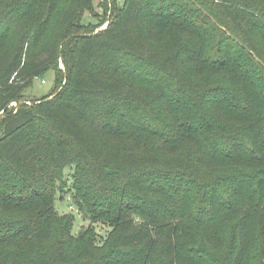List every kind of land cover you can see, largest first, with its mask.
Returning <instances> with one entry per match:
<instances>
[{
    "label": "trees",
    "instance_id": "1",
    "mask_svg": "<svg viewBox=\"0 0 264 264\" xmlns=\"http://www.w3.org/2000/svg\"><path fill=\"white\" fill-rule=\"evenodd\" d=\"M56 2L0 7V264H264V0Z\"/></svg>",
    "mask_w": 264,
    "mask_h": 264
},
{
    "label": "rangeland",
    "instance_id": "2",
    "mask_svg": "<svg viewBox=\"0 0 264 264\" xmlns=\"http://www.w3.org/2000/svg\"><path fill=\"white\" fill-rule=\"evenodd\" d=\"M16 0H0V7H3L5 4L10 3V2H15ZM25 2V0H20ZM67 1H71V0H57L56 3H60L63 4ZM103 0H94V5H95V9L97 12L101 13L102 17H106L110 10L108 8V6L102 2ZM125 3V0H117V4L119 7H122ZM101 16H94L93 13H91L90 11H86L84 13L83 16V23L84 24H89V23H97L100 21ZM108 25V22L104 23L103 26H101L100 28L97 29L100 30L104 27H106ZM210 25L207 26V28L204 29H211V27L209 28ZM88 31V29H86ZM84 30V31H86ZM178 34V35H177ZM177 36H173L171 39V43L173 44H177L178 42H189L190 45H194L195 46V42L192 41L191 37L184 34V33H178L177 32ZM194 38V37H193ZM208 42H209V38ZM195 41H198L195 38ZM211 52V51H210ZM211 54H213V52H211ZM59 66L60 68L64 69V63L62 58L59 60ZM206 77L208 78V81L211 83L215 78V81H220V84H222L223 82H226V78L224 75H219L217 77V75L215 74H211L208 73L206 74ZM227 77V76H226ZM213 83V82H212ZM55 84V78H54V73L53 71H49L47 72V74H45L42 77H37L34 79L33 81V85L26 91V95L25 98L28 100V103H32L31 101H33V99H37L38 97L47 95L48 93H50L54 87ZM225 85V84H224ZM18 106V102L14 101L10 104V107H14L16 108ZM4 111L0 112V115L2 116L4 113ZM132 143H128V142H124L123 145H126V147H132L131 145ZM143 150L146 152H162L160 145L158 144V141L156 139L153 140H149L146 143L143 144ZM183 149V148H182ZM189 148L187 147V150ZM71 173H72V169L68 168L66 170V177L70 178L71 177ZM56 207L59 210L60 213H73L74 217H75V223H74V232H79V230L83 227V226H88L91 224V222L89 220H85L81 213H79L77 206L73 203L71 195H70V190L69 187L66 186L64 187V190H60L57 194V200H56ZM95 227H96V231H98V233L101 235L100 238H103L106 234L107 231H109L110 227L107 224L104 223H94ZM254 233V232H253ZM253 233L251 234V236H253V238L255 239V233L253 235Z\"/></svg>",
    "mask_w": 264,
    "mask_h": 264
}]
</instances>
